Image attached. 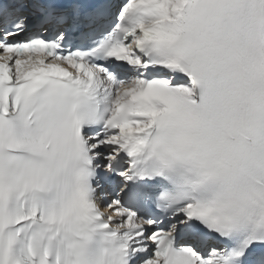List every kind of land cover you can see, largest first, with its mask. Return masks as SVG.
<instances>
[{"label": "snow or ice", "instance_id": "1", "mask_svg": "<svg viewBox=\"0 0 264 264\" xmlns=\"http://www.w3.org/2000/svg\"><path fill=\"white\" fill-rule=\"evenodd\" d=\"M0 264H264V0H0Z\"/></svg>", "mask_w": 264, "mask_h": 264}]
</instances>
